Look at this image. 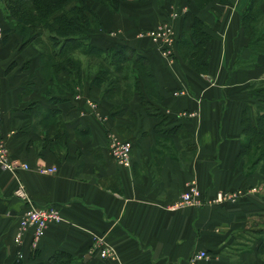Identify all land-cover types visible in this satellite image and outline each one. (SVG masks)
<instances>
[{"label":"crops","instance_id":"obj_1","mask_svg":"<svg viewBox=\"0 0 264 264\" xmlns=\"http://www.w3.org/2000/svg\"><path fill=\"white\" fill-rule=\"evenodd\" d=\"M248 1L123 0L115 12L94 3L104 48L127 44L150 64L152 89L141 82L118 101L93 76L76 92L63 88L78 72L62 69L52 80L34 43L21 45L16 31L0 36L1 133L9 160L28 165H0V264H264L262 175L237 162L247 85L264 78V52L253 55L242 27ZM193 17L211 35L201 56L208 63L198 71L184 58L195 43ZM160 22L177 37L171 57L140 35ZM55 84L61 90L53 92ZM142 91L156 114L145 111ZM158 115L167 117L161 126ZM174 126L179 131L167 130ZM108 129L130 140L129 166L111 157ZM52 166V175L41 173ZM191 181L203 205L173 210ZM21 185L33 204L56 206L63 219L46 228L37 249L29 234L17 259L13 240L26 205L14 191ZM220 193L237 199L217 202ZM100 243L117 257H102ZM199 251L207 259L193 260Z\"/></svg>","mask_w":264,"mask_h":264},{"label":"trees","instance_id":"obj_2","mask_svg":"<svg viewBox=\"0 0 264 264\" xmlns=\"http://www.w3.org/2000/svg\"><path fill=\"white\" fill-rule=\"evenodd\" d=\"M9 4L12 6V11H9V18L12 21V25L8 26L4 32L17 31L21 36L22 43L25 45L27 43L37 42L36 34L38 32H31L29 26L40 25L48 33V37L56 39V36L63 37L59 51L63 47H72L75 46H84L86 49L94 48L99 51L102 49L94 44L85 42L84 38H81V31L90 32L92 29L100 28L102 23H100V18L96 10L92 7V2L102 4L108 9L113 10V12L118 11L120 3L123 0H9ZM88 1H92L91 3ZM142 1V0H139ZM223 1V0H221ZM261 1L264 0H249L247 8L244 9L242 13V27L243 31L250 38L249 45H251V50L253 55L255 53L264 52V13L261 10ZM210 0H194V3L200 7H203ZM96 19V22H94ZM32 22V23H31ZM9 23V22H8ZM31 23V24H30ZM205 21L199 17H193V22L190 24V34H192L195 39V43L190 47L192 48L190 52L186 53L184 58L187 57V61L195 68L197 71L199 69H204L207 60L202 59L201 56L205 52L206 47L204 42L211 37L210 33L205 30ZM36 29V28H35ZM34 29V30H35ZM39 31V30H36ZM39 35V34H38ZM60 43V42H59ZM126 49L131 53H125L123 50ZM137 50L128 47L127 44H120L119 48L116 49L115 56L117 55L115 61L111 57L112 53L105 51V59L109 64H114V71L120 72L124 70V73L121 77H129V71L132 72L133 77L136 78V82L133 83V88L140 89V83L142 82L145 86L147 83L146 80L152 78L150 72V64L146 57L142 56L139 52L133 54ZM109 54V55H108ZM114 56V55H113ZM114 56V58H115ZM42 63V67H44ZM145 68H144V67ZM142 67L144 70H142ZM53 80V76L49 75ZM138 77V78H137ZM119 79V78H118ZM117 79V80H118ZM81 79L76 76V79L68 78L66 82L63 83V88L74 91L75 85ZM101 82H104L102 79ZM114 83H117L115 79H111L103 87L101 86L102 92L108 94L109 90L113 92L115 89ZM248 92L251 94L253 99H258L259 102L254 105V111H246L247 105L242 108L240 126L242 128L240 132L241 146L240 151L238 152L237 162H243V165L246 164L245 161L248 156L252 159L250 165H247V171H252L255 173H260L262 178L261 182H264V78L256 79L251 81L248 85ZM143 92H141V102L145 107V111L150 114H156V108L151 109L150 104L145 102L143 97ZM52 110V109H51ZM54 111V109L52 110ZM50 122L46 125L48 132L52 130V125L57 124L58 121ZM181 127V126H180ZM177 130L179 126H176ZM182 136L188 137L190 132H186L183 128ZM179 131V130H178ZM186 133V134H185ZM67 135V131H65ZM130 141V140H128ZM131 143V142H130ZM253 156V157H252Z\"/></svg>","mask_w":264,"mask_h":264},{"label":"built area","instance_id":"obj_3","mask_svg":"<svg viewBox=\"0 0 264 264\" xmlns=\"http://www.w3.org/2000/svg\"><path fill=\"white\" fill-rule=\"evenodd\" d=\"M0 30V36H1ZM146 34L151 36V40L154 42L156 46L161 48L166 55L171 57L173 54L174 42L176 40V34H174L173 27L171 23L168 22H160L156 25L155 28H151L145 32ZM182 89L176 90L174 93L179 94L183 93ZM89 106L96 107V103L91 101ZM0 122H1V110H0ZM0 123V165L8 170H15L16 168H28V165H21L17 161L9 160L8 151L6 149V140L1 133ZM110 140L108 142V147L111 153V157L113 160L117 162L119 166H129L131 164L130 157L132 156L133 146L128 140H119L114 134H110ZM41 173L52 175L57 168L55 166L43 167L41 168ZM15 195L19 197L22 203L25 206L24 212L19 216V222L17 228L15 230L13 245L18 247L16 251V258L20 259L24 255L23 244L28 237L31 235L30 246L33 249H37L39 247V242L42 240V237L45 234V230L49 225L59 223L62 221L63 217L61 216V211L58 207H50V206H37L31 202V198L27 191L22 188V185L19 186L15 191ZM237 199V196L232 194H218L217 202L228 200L232 202ZM202 206L203 201L201 198V192L198 185L191 181L188 184V188L180 195L177 202L172 205L173 210H178L179 208H191L192 206ZM100 255L104 258L111 259L116 258L115 250L113 248H108L106 245L100 243L99 245ZM199 259H207L206 252L199 251L195 256H193V260Z\"/></svg>","mask_w":264,"mask_h":264},{"label":"rangeland","instance_id":"obj_4","mask_svg":"<svg viewBox=\"0 0 264 264\" xmlns=\"http://www.w3.org/2000/svg\"><path fill=\"white\" fill-rule=\"evenodd\" d=\"M126 1H128V0H126ZM131 1H133V0H131ZM9 2H11V1L0 0V15H1L0 23L2 24V29H0V30L2 32L1 38H3V39L6 36L4 34L5 33L4 30L6 28H8V26L12 25V21L8 17L10 14L9 11H12V7H11L12 5L9 4ZM88 2L91 3L92 1H88ZM93 5H94V2H92V7H93ZM94 22H96V19H94ZM156 25H152V26L148 27L147 29L143 30L142 32H140V35L144 34V35H147L151 38V36L146 34L145 32L147 30H150L151 28H155ZM29 28H31V29H29L31 32H33V33L38 32V34H39V35L38 34L35 35L37 42H34L33 45H35V47L37 49V53L41 55L40 57L42 59V63L45 64L44 67H42V69H43L42 71H43L44 75L54 76L57 72L61 71L62 69H66L71 73L73 72V75H75V73L78 72L77 76L81 79L80 80L81 82H78V86H77L78 88L79 87L81 88L84 85L85 81H88V83H89L92 76L94 78H97V81H98L97 83H99L103 87L107 84V82L109 80L115 79V81H117V83H114L116 90H114L113 92L111 91V89L109 90L110 97L117 100V101L121 97L122 98H127V97L130 98V96H131L130 90H131V87H134L133 83L136 82V81H134V80H136V78L133 77V74L130 71H129L130 79L127 77H121V75L124 73V70L122 69V70H120V72L116 73L113 69L114 64H109L108 61L106 62V59L104 57L105 51L112 53L111 57L115 61L117 55L115 56L114 50L116 51V49L119 48V45H116L115 47L111 46L108 48H104V44H106V42L104 40L101 41L100 38L95 37L96 35L94 33V32H98L97 29L99 27L96 29L93 28L91 32H90V29L88 32H85L84 30L81 31L82 32L81 38H84L85 42L88 43V45L91 42L92 43L95 42L94 44L99 45V47L102 49V51L94 49L93 47L89 48V50H88L84 46H75L74 48L63 47L60 52H58V51H59V48L61 45V41L63 40V37H59L57 35L56 38L59 40L49 38L48 33H51V32L46 31L40 25H32L31 24V27L29 26ZM36 30H39V31H36ZM123 51L125 53H128V54L131 53L127 49H126V51L125 50H123ZM135 53H138V51L134 52L133 54H135ZM113 55L115 56V58ZM42 63H41V66H42ZM143 67H142V70H144V68H145V67L144 68ZM101 79L104 82H101L100 81ZM151 80L152 79L146 80V82H148L147 88H149V90L152 89ZM51 89L53 92L61 90L60 86L57 84L52 85ZM74 91L76 92L77 90H74ZM142 95L145 99V102L150 103V101L147 99L148 95L146 96V94L144 95V93ZM140 96H141V94H140ZM258 102H259L258 99L252 100V98H251L249 101V104L248 103L245 104L248 106L246 108L247 109L246 111H249L248 108H250V112L252 110L254 111V105ZM151 109H153V108H151ZM158 117H159V119L161 118L160 122H159V123H161L160 124V126H161L164 124L167 117H165L164 115L163 116L158 115ZM168 128L169 127H167V130L172 131V132L174 130H177L176 126H174V128H172V129L171 128L168 129ZM108 131H109L108 132L109 136H110V134L117 135V134L111 132L110 129H108ZM252 159L253 158L248 156L246 161H245L246 164H244L243 167L247 168V165L248 166L250 165V163L252 162ZM261 184H262V186H261L262 191H264V182H262Z\"/></svg>","mask_w":264,"mask_h":264}]
</instances>
